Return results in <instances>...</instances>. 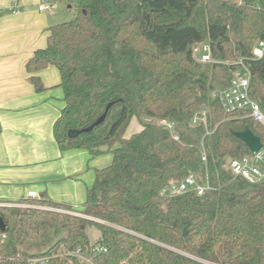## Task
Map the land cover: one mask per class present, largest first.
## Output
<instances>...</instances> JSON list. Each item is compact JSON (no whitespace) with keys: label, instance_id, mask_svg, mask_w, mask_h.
Returning a JSON list of instances; mask_svg holds the SVG:
<instances>
[{"label":"trees","instance_id":"trees-1","mask_svg":"<svg viewBox=\"0 0 264 264\" xmlns=\"http://www.w3.org/2000/svg\"><path fill=\"white\" fill-rule=\"evenodd\" d=\"M47 32L46 47L25 68L59 72L64 108L53 125L56 143L92 156L106 146L112 160L95 170L82 208L74 211L80 215L44 196L16 202L33 208L1 205L0 264L40 257L47 264H80L66 256L78 250L92 264H264V180L252 184L225 170V160L249 153L233 132L249 127L264 145V127L225 113L211 97L229 85L232 62L243 58L250 96L264 107V51L252 58L255 44L264 41V0H79L76 18ZM197 43H207L220 62L197 61ZM30 82L44 91L38 76ZM108 105L100 125L68 137L92 125ZM201 108L208 111L206 125H192ZM132 118L141 129L125 138ZM143 119L172 122L179 142ZM205 168L215 190L159 198L169 181L190 174L201 180ZM89 225L100 232L94 245ZM96 246L106 252L93 254Z\"/></svg>","mask_w":264,"mask_h":264},{"label":"crops","instance_id":"crops-1","mask_svg":"<svg viewBox=\"0 0 264 264\" xmlns=\"http://www.w3.org/2000/svg\"><path fill=\"white\" fill-rule=\"evenodd\" d=\"M40 1L0 0V203H16L33 191L81 209L95 170L109 165L112 155L103 148L98 156L83 148L62 151L54 139L53 125L64 108L59 72L48 66L29 74L25 68L55 25L37 10ZM32 76L44 91H35Z\"/></svg>","mask_w":264,"mask_h":264},{"label":"built area","instance_id":"built-area-1","mask_svg":"<svg viewBox=\"0 0 264 264\" xmlns=\"http://www.w3.org/2000/svg\"><path fill=\"white\" fill-rule=\"evenodd\" d=\"M236 3H240V0H233ZM52 0H41L37 6V10L40 12H46L52 8ZM13 9L15 7H12ZM3 11L0 10V15ZM264 51V41H258L253 50L252 58H260ZM193 57L201 62L212 64L214 62H220L214 60L211 54V48L207 43H197L192 48ZM223 63V62H222ZM236 67L232 73L229 81V85L224 89H216L211 92V97L216 100L222 107L225 113L234 114L238 113L240 118H249L253 122H256L260 126L264 127V114L261 112L262 106L250 96V80L251 72L248 63L243 58H238L232 62ZM207 109H199L192 117V125H206L207 121ZM156 124L163 126L167 129L172 139L179 142V137L174 133V124L167 120H157ZM228 167L225 170L229 172L233 177H241L249 183L255 184L264 180V145L261 150L256 154L248 153L238 158H229ZM201 161L206 164L207 157L204 151L201 152ZM202 180V181H201ZM199 179L194 174L187 175L179 180H171L159 191V198L170 199L178 196H182L188 193H194L196 196L202 197L207 192L215 190L209 184L207 169L204 171V178ZM28 198H38V195L31 191L27 193ZM9 206L17 208L34 207L30 205H24L21 203H0V206ZM93 254L105 253L106 249L103 247H94ZM66 256L74 257L81 262L92 264L91 258L86 257L80 250L75 253H67ZM63 257V255H60ZM48 259L46 257L30 258L28 264H47ZM121 264H127L122 262Z\"/></svg>","mask_w":264,"mask_h":264},{"label":"rangeland","instance_id":"rangeland-1","mask_svg":"<svg viewBox=\"0 0 264 264\" xmlns=\"http://www.w3.org/2000/svg\"><path fill=\"white\" fill-rule=\"evenodd\" d=\"M78 6H79V0H58L57 2H52V8L46 12H44L46 17H49V19L51 20L52 24H61L64 22H69L73 19L76 18L77 16V11H78ZM261 112L264 114V107H262ZM143 121L145 122H154V123H158L159 121L157 120H153V119H143ZM141 124L136 118H132L130 123L128 124V126L126 127L125 131H124V137L128 138L130 137L132 134L136 133L138 130H140L141 128ZM117 144L114 145L111 149L116 148ZM104 153L110 155V151L108 149V147L104 146L102 147ZM103 153V154H104ZM101 154V155H103ZM229 161L225 160V167H228ZM24 205H28L25 203H21ZM36 206V205H35ZM38 207V206H36ZM73 211H65V212H69L70 214H75V215H80L78 213H75L74 211H76V208H72ZM88 237H89V241L91 245L96 244V241L98 240V238L100 237V232L99 229L95 226V225H89L86 228ZM81 264H87L85 262H81Z\"/></svg>","mask_w":264,"mask_h":264},{"label":"water","instance_id":"water-1","mask_svg":"<svg viewBox=\"0 0 264 264\" xmlns=\"http://www.w3.org/2000/svg\"><path fill=\"white\" fill-rule=\"evenodd\" d=\"M110 105L106 107V111L89 127L82 129V130H70L68 132V137L70 139H73L77 137L81 133H88L90 132L94 127L100 125L106 116V112L108 110ZM233 136L237 138L239 141H241L248 151L252 154H256L259 150L262 149L263 144L258 136H256L249 127H246L243 131L233 132ZM186 223V218H183V224ZM5 230V225L0 218V231L3 232ZM187 234L186 228L183 229V235Z\"/></svg>","mask_w":264,"mask_h":264}]
</instances>
